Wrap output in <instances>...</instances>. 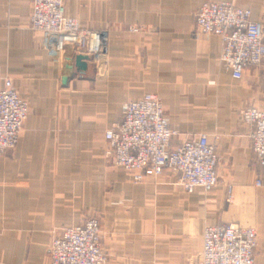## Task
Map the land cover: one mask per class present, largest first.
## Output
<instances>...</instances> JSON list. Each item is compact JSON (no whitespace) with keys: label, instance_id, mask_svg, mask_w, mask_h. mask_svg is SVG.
I'll use <instances>...</instances> for the list:
<instances>
[{"label":"crops","instance_id":"obj_1","mask_svg":"<svg viewBox=\"0 0 264 264\" xmlns=\"http://www.w3.org/2000/svg\"><path fill=\"white\" fill-rule=\"evenodd\" d=\"M206 1L232 2L264 22V0H65L67 15L102 31L105 49L63 84L77 54L46 48L29 26L31 0H0V76L29 106L18 143L0 154V264H50L52 238L91 215L102 264H197L204 227L225 223L255 227L253 264H264V166L239 116L264 105V62L231 76L220 37L196 30ZM145 93L161 99L178 132L171 146L201 133L214 145L210 191L185 192L169 170L134 183L104 156L121 104Z\"/></svg>","mask_w":264,"mask_h":264},{"label":"built area","instance_id":"obj_2","mask_svg":"<svg viewBox=\"0 0 264 264\" xmlns=\"http://www.w3.org/2000/svg\"><path fill=\"white\" fill-rule=\"evenodd\" d=\"M31 8L29 26L45 34L44 43L51 52L59 55L69 50L101 57L105 49L102 31L84 27L77 18L67 15L65 0H31ZM195 27L201 33L220 37L219 61L234 79H240L247 67L264 62V22L252 20L249 9L229 1H206L195 13ZM0 78L3 154L18 143L29 106L9 75ZM239 116L252 126L251 147L264 166V106H247ZM177 134L169 125L161 99L154 93H145L121 104L119 122L104 131V156L129 173L134 183L169 170L185 192L191 193L198 187L210 191L218 182L219 156L214 145L201 133L171 146ZM100 232V221L95 215L63 227L51 240L50 264H102L106 254ZM256 246L254 227L237 223L206 225L197 264H253Z\"/></svg>","mask_w":264,"mask_h":264},{"label":"water","instance_id":"obj_3","mask_svg":"<svg viewBox=\"0 0 264 264\" xmlns=\"http://www.w3.org/2000/svg\"><path fill=\"white\" fill-rule=\"evenodd\" d=\"M87 56L83 54H77L73 59L68 58V62L64 65V74L62 75V83L66 84L69 75L68 73L74 68L77 67L78 69H84L85 67V60H87Z\"/></svg>","mask_w":264,"mask_h":264},{"label":"rangeland","instance_id":"obj_4","mask_svg":"<svg viewBox=\"0 0 264 264\" xmlns=\"http://www.w3.org/2000/svg\"><path fill=\"white\" fill-rule=\"evenodd\" d=\"M84 26V25H83ZM84 27H86V26H84ZM89 28V27H88ZM72 53V52H71ZM94 58V57H93ZM102 58V55H101V57H99V58H95V59H99V61H100V59ZM248 106H256V107H261V106H264V105H248ZM247 107V106H246ZM245 107H243L242 109H244ZM241 111V110H240ZM251 227H253V226H251ZM255 228V227H254ZM254 254H255V252H254Z\"/></svg>","mask_w":264,"mask_h":264}]
</instances>
